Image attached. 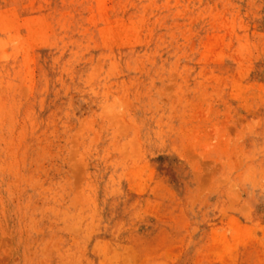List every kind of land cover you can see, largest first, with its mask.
I'll use <instances>...</instances> for the list:
<instances>
[{
  "label": "rangeland",
  "instance_id": "1",
  "mask_svg": "<svg viewBox=\"0 0 264 264\" xmlns=\"http://www.w3.org/2000/svg\"><path fill=\"white\" fill-rule=\"evenodd\" d=\"M0 45V264H264V0H0Z\"/></svg>",
  "mask_w": 264,
  "mask_h": 264
},
{
  "label": "bare ground",
  "instance_id": "2",
  "mask_svg": "<svg viewBox=\"0 0 264 264\" xmlns=\"http://www.w3.org/2000/svg\"><path fill=\"white\" fill-rule=\"evenodd\" d=\"M6 26H7V25H6ZM1 45H3V41H2V43H1ZM1 45H0V46H1ZM3 46H4V45H3Z\"/></svg>",
  "mask_w": 264,
  "mask_h": 264
}]
</instances>
